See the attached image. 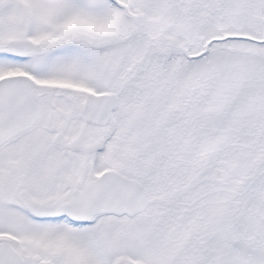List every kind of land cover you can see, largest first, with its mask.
Listing matches in <instances>:
<instances>
[{"label": "snow or ice", "instance_id": "snow-or-ice-1", "mask_svg": "<svg viewBox=\"0 0 264 264\" xmlns=\"http://www.w3.org/2000/svg\"><path fill=\"white\" fill-rule=\"evenodd\" d=\"M0 264H264V0H0Z\"/></svg>", "mask_w": 264, "mask_h": 264}]
</instances>
